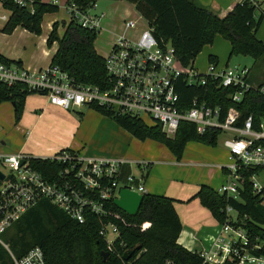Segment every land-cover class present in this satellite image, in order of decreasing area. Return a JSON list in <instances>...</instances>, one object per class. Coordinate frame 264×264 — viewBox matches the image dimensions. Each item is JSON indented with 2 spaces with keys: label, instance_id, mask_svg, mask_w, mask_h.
<instances>
[{
  "label": "trees",
  "instance_id": "1",
  "mask_svg": "<svg viewBox=\"0 0 264 264\" xmlns=\"http://www.w3.org/2000/svg\"><path fill=\"white\" fill-rule=\"evenodd\" d=\"M125 1L133 4L137 13L153 28L157 42H169L173 46L181 65L192 67L203 47L212 44L214 38L220 35L229 42V58L233 55L250 56L254 60L250 70L264 75V43L256 36L264 17V9H260L264 0L256 3L241 0L224 16L200 5L197 0ZM71 2L86 9L96 1L68 0L67 3ZM3 6L10 11L2 28L7 33L20 26L39 34L43 15L58 10L57 4L41 0H32L30 7L18 6L12 0H5ZM63 25L64 31L59 36L56 31L58 22H54L47 37V45L57 43L50 65L66 72L76 84L105 86L107 75L104 59L94 47L99 30L83 28L72 18L67 23L63 22ZM207 60L209 63H218L213 55H209ZM0 62L20 64L2 55ZM254 78L255 76H251L248 81L251 82ZM177 88L185 106L193 97H198L200 101L219 106L222 117L229 107H235L239 112L238 126H242L245 118L251 115L252 127L258 130L260 122L264 120V94L256 88L244 92L241 100L236 103L230 99L236 88L219 87L213 81H207L203 87H195L181 80ZM31 94L36 92L29 91L23 83L9 86L0 82V103L12 104L15 123L21 119L25 99ZM91 109L111 117L136 139H150L164 145L177 160H180L187 142L198 141L215 146L222 132L218 128H210L199 135L193 124L183 121L178 125L175 135L168 137L159 124H147L130 115H112L100 107ZM257 143L264 147V139ZM28 162L46 177L60 167L57 162L40 157H31ZM126 166H123V176L130 173ZM262 171L264 164L240 171L243 180L235 197L219 193L203 184L188 200L197 198L218 223L228 222L233 227L243 229L248 241V253L264 259V190L262 188L256 193L250 180L253 174ZM173 202V198L165 195L144 194L136 214L129 215L110 199L106 203L110 211L106 217L88 214L84 223H78L48 200H40L2 232L0 238L17 257L23 256L33 247H40L47 264H164L166 261L173 264H202L203 259L198 253L177 243L181 222ZM227 207L235 213L234 218L227 212ZM106 222L115 224L119 235L114 242V250L104 260L101 252L106 251V245L98 230ZM145 223L147 225L143 227ZM137 246L140 248L136 249ZM129 249H134V252L124 260L123 254ZM0 264H10L9 254L1 244Z\"/></svg>",
  "mask_w": 264,
  "mask_h": 264
},
{
  "label": "built area",
  "instance_id": "2",
  "mask_svg": "<svg viewBox=\"0 0 264 264\" xmlns=\"http://www.w3.org/2000/svg\"><path fill=\"white\" fill-rule=\"evenodd\" d=\"M4 1L0 0L2 6ZM12 1L18 6L29 7L32 2ZM251 1L256 3L259 0ZM65 7L70 18L81 27L101 29L103 14L92 12L97 7L96 2L86 9L73 2ZM139 21L143 26L138 31L137 40L132 41L126 32L137 30ZM122 25V33L115 36L108 53L103 56L107 75L103 87L76 84L57 66L28 70L20 64L2 62L0 82L9 86L23 83L29 91L45 96L48 103L57 108L100 107L112 115H130L144 122L148 118L159 124L168 137L175 135L183 121L193 124L199 135L210 128L232 132L233 136L228 141L229 163L224 167L225 178L217 191L235 197L243 180L240 171L264 164V147L257 143L264 139V120L260 122L259 129L254 130L251 115L245 118L242 126L237 125L239 112L233 106L223 117L219 106L200 101L198 97H193L185 106L177 86L182 80L195 87H203L207 81L216 82L219 87H234L236 91L230 99L236 103L249 89L256 88L264 94V82L250 83V70L246 66L228 67L208 62L206 71L201 73L193 66L181 65L173 46L169 42H157L153 28L140 15L124 20ZM175 63L180 67L177 68ZM31 157L35 156L23 152H0V171L4 174L0 180V235L40 200H48L71 219L84 223L88 214L106 217L110 212L106 203L118 197L120 188L145 194V172L149 167L145 161L134 163L137 175L130 171L123 176V166L127 163L124 159L85 158L78 151L65 148L44 157L60 165L55 173L46 177L30 166L28 159ZM254 176L250 180L257 193L262 187ZM226 210L232 212L230 207ZM98 234L105 242L106 251L112 252L119 235L117 226L111 222L102 223ZM0 244L8 252L10 264H47L40 247H33L17 257L1 238ZM247 244L245 231L225 222L213 238L211 248L197 253L203 259L202 264H253L261 261L262 258L248 253ZM164 264L173 263L166 261Z\"/></svg>",
  "mask_w": 264,
  "mask_h": 264
},
{
  "label": "rangeland",
  "instance_id": "3",
  "mask_svg": "<svg viewBox=\"0 0 264 264\" xmlns=\"http://www.w3.org/2000/svg\"><path fill=\"white\" fill-rule=\"evenodd\" d=\"M95 1L97 7L92 10V12H103L104 15L101 19V29H99L94 41V47L99 55L105 56L112 45L115 35L121 34L122 27L120 26L121 24L116 21L119 12H107L106 10L112 8L111 6L112 4H116V0ZM0 8V14L6 15L8 10L4 7ZM258 13L259 11L256 12V14ZM50 15L55 19L54 21H58L56 31L58 35H62L64 31L63 22L67 23L69 21V14L60 6L56 12H52ZM113 16L114 18L116 17V20L113 19ZM45 18L46 17H44L43 22H45ZM1 24H3L2 20H0V25ZM261 24L264 26V20H262ZM142 26V22L139 21L138 28ZM39 34H41V29ZM137 35V30H129L127 34L132 41L137 40ZM256 36L260 40L264 39L263 27L256 32ZM55 43L56 42H53L49 47L54 46ZM211 48H214L219 53L216 56L218 57L219 65H227L228 67H250L252 65L253 59L250 56L233 55L229 58V42L220 35H217L212 44L205 45L194 59L193 66L201 73L205 72L207 69V57ZM49 65L42 68H46ZM175 66L177 68L180 67L177 63H175ZM251 72L252 75L255 76L254 83H259L261 80H264V75L260 72L253 69ZM44 100H46V97L43 95L33 94L28 96L26 113L24 117H22L24 118L22 124L14 122V111L10 102L0 103V151L6 153L23 152L32 155L42 154L43 152L40 151L45 150L49 141L59 139L65 134L69 135L65 130L71 127V129H73L72 133L75 134L76 141L73 147L82 157L98 158L100 156L126 155V157L133 159V163L127 164L126 167L128 171L130 170L136 175L138 174V170L134 163L145 161L150 164L149 166L166 169V172L173 175V177L179 174L175 179H181L183 181L189 178L188 171L192 173L193 170H196L198 175L195 178H199V175L201 176V173L205 172V168L207 167L205 164H199L197 166L201 167L195 169H192V166L181 169L178 168L179 166H175L173 163L174 157L169 155L167 152L168 149L164 147V145L150 139H136L128 130L118 125L111 117L103 115L95 109L83 106L66 111L54 110L53 112L47 113L48 115L44 114L46 110H42V107L38 106V104ZM32 105L37 106H35L36 110L31 112L30 108ZM145 121L147 124L154 123L148 118H146ZM17 125L25 131L32 128L31 136L25 135V133L18 129ZM232 136V132H221L218 136V144L210 146V148H222V142L228 138H232ZM1 141H4L5 144L2 145ZM193 143L200 142L194 141ZM35 147H37V151H34ZM186 152H188L187 161L195 160L203 163L211 160L208 154L195 151L189 146ZM157 164H160V166ZM148 169L149 167L145 174ZM208 169H206L204 177H207L209 172L214 175V171H209ZM223 178H225V176ZM254 178L261 187H264V171L256 174ZM231 215L233 218L235 217L234 212H231Z\"/></svg>",
  "mask_w": 264,
  "mask_h": 264
},
{
  "label": "crops",
  "instance_id": "4",
  "mask_svg": "<svg viewBox=\"0 0 264 264\" xmlns=\"http://www.w3.org/2000/svg\"><path fill=\"white\" fill-rule=\"evenodd\" d=\"M41 1L55 3L57 4L58 7L61 6L62 9L64 10H66L65 6L68 2V0H41ZM239 1L241 0H197V2L200 5L212 9L220 16H224L228 11L231 10L234 4ZM260 1L262 0H259L258 2ZM115 2L116 4H112L111 6L112 8L106 10L107 12H111V11L119 12V16H117V20L115 19L116 17L114 18V16L113 19L116 20L118 23H120L121 27H123L122 24L124 20L134 19L137 17V15H139L137 11L134 9L133 4L128 3L125 0H116ZM0 7H4V6L0 4ZM260 9H264V3L260 4ZM101 13L103 14V12ZM9 16H10L9 10L7 11L6 15L0 14V20L3 21V24L0 25V55H2L8 60L14 62L17 61L20 62V65L28 70H36L49 65L51 61V57L56 51L57 43H55L54 46L49 47V45H47V37L49 32L51 31L53 23L58 21H54L55 19L50 15V13H47L43 15V19L41 22V34L31 33L20 26L15 27L11 32L7 33L2 31V28L5 25ZM2 17H4V19ZM44 17H46L45 22H43ZM261 27H263V31H264L263 24H261L259 29ZM141 28H138L137 31H139ZM122 31L123 29L121 30V33ZM127 34L128 31L126 32V35ZM261 40L264 43V39ZM217 54H219L217 50H215L214 48L210 49L209 55L217 56ZM218 61L219 60L217 59V62ZM217 64L219 65V62ZM253 64H254V60L252 62V65ZM252 65L248 67L249 70L252 67ZM219 66H223V65H219ZM251 76L253 75L250 70L248 79L249 78L251 79ZM261 82H264V80L263 81L261 80ZM250 83H254V79ZM259 83H255V84H259ZM28 96L25 99V105L19 124H22L24 119L22 117H24V114L26 113V104H27ZM35 106L37 105H32V107L30 108L31 112L36 110ZM38 106L42 107V110H46L44 114L53 112L54 110H59V111L67 110L50 105L47 99L41 101L38 104ZM17 127L23 133H25V135L29 137L31 136L32 128H29L27 131H25L22 128H19L20 127L19 125H17ZM72 130L73 129H71L70 127L65 130V132H67L69 135L65 134L59 139L49 141L45 150L40 151L43 152L42 154L39 155L30 154V155L44 158L65 148L76 150L73 147L74 144H76V141H75V134L72 133ZM229 139L230 138L222 142L221 144L222 148H210L209 145L203 143H193L194 141H189L185 144L180 160H177L174 157V155L171 152H169V150H167L169 155L174 157L173 163L175 164V166H179L178 168L180 169L187 168L188 166H192V169H195L201 167V166H197L199 164L207 165V167L205 168V172L201 173L202 175L201 176L199 175V178H195L198 175L197 174L198 172H196V170H193L192 173L188 171V177H189L188 179H185L184 181L181 179L178 180L175 178H177L179 174L173 177V175L166 172V169L162 167L157 168L156 166H149V169L145 174V179H144L145 194L150 193L155 195H165L174 199L173 205L181 222V231L179 233L177 243L182 245L191 252L197 253L210 249L212 240L217 236L218 231L220 229L221 224L218 223V221L212 216L211 212L206 207L200 204L197 198H192L190 200L188 199L191 198L197 192L200 185L203 184L208 185L213 189L217 190V188L223 183L224 181L223 177L225 176L224 167L229 163V159H228ZM1 144L3 145L5 144V142L3 141V143ZM217 144H218V138H217ZM188 146L194 149L195 151H200L201 153L208 154L211 160H208L207 162H203V163L201 161H195V160L187 161L186 158L188 157V152L186 151ZM34 151H37V147L34 148ZM103 157L124 159L125 161H127L126 165L131 164V162L133 163L132 161L133 159L126 157V155L125 156L113 155L109 157L106 156ZM157 165L160 166V164ZM206 169H208L209 171H214V175H212V173L209 172V175L207 177H204L206 173ZM262 188L264 190V187ZM256 263L264 264V259H261V261H258Z\"/></svg>",
  "mask_w": 264,
  "mask_h": 264
},
{
  "label": "water",
  "instance_id": "5",
  "mask_svg": "<svg viewBox=\"0 0 264 264\" xmlns=\"http://www.w3.org/2000/svg\"><path fill=\"white\" fill-rule=\"evenodd\" d=\"M1 143H3V141H1ZM3 178H4V174L0 171V180H2ZM142 198L143 195L139 194L134 190H130L127 188H120L118 192V197L113 199V203L125 213L129 215H135L142 202ZM139 248L140 246L136 247V249ZM133 252L134 249L127 250L123 254V259L127 260L132 255ZM101 254L104 260L109 256V253L107 251H102Z\"/></svg>",
  "mask_w": 264,
  "mask_h": 264
}]
</instances>
